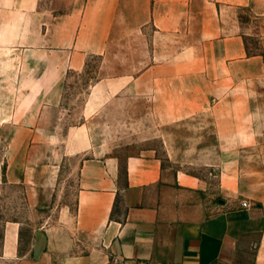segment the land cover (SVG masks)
Returning <instances> with one entry per match:
<instances>
[{
	"label": "crops",
	"instance_id": "obj_1",
	"mask_svg": "<svg viewBox=\"0 0 264 264\" xmlns=\"http://www.w3.org/2000/svg\"><path fill=\"white\" fill-rule=\"evenodd\" d=\"M260 84L264 0H0V264H264Z\"/></svg>",
	"mask_w": 264,
	"mask_h": 264
},
{
	"label": "rangeland",
	"instance_id": "obj_2",
	"mask_svg": "<svg viewBox=\"0 0 264 264\" xmlns=\"http://www.w3.org/2000/svg\"><path fill=\"white\" fill-rule=\"evenodd\" d=\"M253 48H250V54H258L260 53V48L257 47V41L252 40ZM99 66H100V60L94 59L90 63V67L86 70V72L80 74V75H72L70 76L72 78V84L70 85V90H68L67 99L74 103V107L81 106V104L84 101L85 92L87 89L98 80L99 76ZM74 78V79H73ZM259 93L263 94V96L260 97L259 100V116L258 118L255 117L254 123L257 122V124L260 126V133L258 134V138L262 141L260 143V146L258 148L253 149H244L242 151L246 152L248 154V162L251 152H253L255 155L260 156V163L256 165L252 164H244V168L246 170L250 171H258L261 176H264V84L259 85ZM244 124H250V116L244 117ZM103 125V124H102ZM101 130V129H100ZM197 155H200L203 150L202 149H195L193 150ZM201 160V157L197 158ZM196 170H200V168L205 169L204 165H197ZM77 171V165H68L64 164L62 166L60 177H59V187L61 190L64 189H70L75 187V181L74 176ZM56 201L59 205H71L74 206L75 204V197L72 195H63L61 197H57Z\"/></svg>",
	"mask_w": 264,
	"mask_h": 264
},
{
	"label": "built area",
	"instance_id": "obj_3",
	"mask_svg": "<svg viewBox=\"0 0 264 264\" xmlns=\"http://www.w3.org/2000/svg\"><path fill=\"white\" fill-rule=\"evenodd\" d=\"M243 207H249L248 204L246 202L243 203Z\"/></svg>",
	"mask_w": 264,
	"mask_h": 264
}]
</instances>
